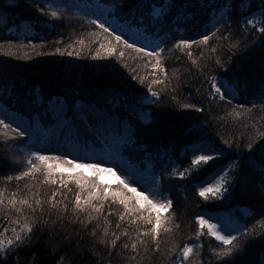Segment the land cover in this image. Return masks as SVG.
Masks as SVG:
<instances>
[{"label":"trees","instance_id":"trees-1","mask_svg":"<svg viewBox=\"0 0 264 264\" xmlns=\"http://www.w3.org/2000/svg\"><path fill=\"white\" fill-rule=\"evenodd\" d=\"M41 8L61 15L51 17ZM262 8L264 0H0V119L26 132L24 137L0 139V177L19 171L25 154L34 150L97 162L114 149L117 159L150 190L173 201L163 214L171 217L172 232L161 233L160 252L151 243L146 251L140 246L138 254L123 249L120 242L112 249L100 243L102 228L92 233L97 223L103 226V218L84 226L68 214L55 226L49 222L34 229L24 245L0 253V264H168L170 258L162 253L185 242L196 243L185 264H264V165L259 152L250 156L245 147L249 140L254 147L264 144V137L257 135L264 133L260 108L264 105V34L258 31L260 25L245 23L252 19L250 13L259 19ZM97 17L122 31L130 42L135 39L139 47L163 49L162 62L170 80L167 86L153 85L160 96L147 92L151 74L155 71L156 79L163 76L148 66L146 57L125 51L119 59L103 50L93 55L101 43H107V37L97 38L95 26L88 23ZM200 35H209V40L200 42ZM180 39L197 43L181 51L173 47ZM74 51L80 54L69 55ZM212 78L225 80L232 95L224 99L209 95L215 91L210 89ZM55 97L71 103L68 120L64 106L51 103ZM133 104L137 116L151 118L137 122L141 131L135 146L125 148L113 129L116 117ZM92 109L110 110L111 125L101 127L95 120L85 125L75 118ZM119 127L122 135L123 123ZM202 141L222 155L193 166V149ZM13 156L20 158L19 163L13 162ZM233 159L245 164L240 179L234 180L237 173L230 171L225 191L201 197L199 188ZM179 171H185V176L170 175ZM42 180L38 176L33 182ZM29 182L20 181V187ZM4 186L0 180V187ZM16 186L15 180L7 183L9 192ZM39 190L41 195L50 194L51 186L41 185ZM112 207L122 210L119 204ZM211 211L239 224L240 248L231 256L218 255L226 246L206 230L197 235L195 217ZM52 215L56 219L55 211ZM108 219L114 229L118 216L108 213ZM5 226L11 237V226L0 214V232Z\"/></svg>","mask_w":264,"mask_h":264},{"label":"snow or ice","instance_id":"snow-or-ice-1","mask_svg":"<svg viewBox=\"0 0 264 264\" xmlns=\"http://www.w3.org/2000/svg\"><path fill=\"white\" fill-rule=\"evenodd\" d=\"M39 11L45 13L43 8ZM45 14L56 18L60 17L61 12L50 10ZM157 14H159V10H157ZM250 14L252 19H246V25L253 27L260 25L258 31L264 34V8L260 10L259 19L255 13ZM88 23L95 26L94 35L97 38L100 36L107 37V43H101L93 55L99 56L100 50H103L106 55L117 56L119 59L124 58L125 51L146 57L148 66L158 69L163 76V79H156L157 73L154 71L151 74L154 78L148 84L147 92L151 93L152 97L160 96L161 92L154 90L153 85L164 84L167 86V82L170 80L162 62L161 53L163 49L159 45L152 51H149L147 46L139 47L135 39L130 42L129 39L125 38L122 31L118 32L115 27L100 17L89 19ZM208 40L209 35H200V42H207ZM196 43L195 40L180 39L173 47L184 51ZM56 50L60 51L59 49ZM79 54V51L69 52V55ZM188 55H192L191 51H188ZM125 66L127 67V64ZM140 83H144L143 78L140 79ZM210 89L215 91H210L209 95L220 99H224L230 94L225 91L223 85L218 84L215 78L211 79ZM154 102L158 103L159 101ZM51 103H59L64 106V118L68 120L67 113L72 110L71 103L64 97H55ZM180 106L194 109L197 107L195 104H181ZM260 108L264 111V105H261ZM236 115H241V113L237 112ZM75 118L85 125L95 120L101 127L106 124L110 126L113 120L110 110L100 113L94 109L77 113ZM150 118L148 115L137 116L136 106L134 104L129 105L121 116L116 117L117 127L113 129V135L119 137L121 146L125 148L135 146L141 131L140 128L136 127L137 122ZM121 123L125 128L122 135L119 127ZM92 126L95 127V124ZM87 130L85 128V132ZM25 135L26 132L22 131L20 127H13L11 123H6L4 119H0V139H15ZM257 135L264 137V133ZM225 143L230 144L229 141H225ZM245 147L250 150V156L259 152L262 157L261 164L264 165V144H257L254 147L252 140H249ZM197 152L201 154H196ZM220 155L222 152L217 148H195L193 149L191 165H205ZM12 160L14 163H19L20 158L13 156ZM244 166L242 161L230 160L225 169H222L221 174L217 175L214 183L199 188V195L204 198L220 195L222 191L226 190L224 185L230 171L237 173L234 180L240 179L239 173ZM261 172L264 174V167L261 168ZM185 174V171H179L170 175L183 177ZM38 176L43 177L42 182L34 183L33 181H36ZM106 177L111 179H106ZM25 179L30 182L21 188L19 182ZM0 180L5 184L4 187H0V214L3 215L4 220L8 221L12 233L11 237L6 235L9 231L8 226H5L3 232H0V253L8 251L9 248L17 244L24 245L31 240L34 229L42 228L49 222L55 226L57 220L62 222V219L68 214H70L69 218L75 217L84 226L103 218V226L97 223L92 230L93 235H95L96 229L102 228L103 235L100 237V243L115 249L120 242L123 249H130L132 253L136 254H138L140 246H144L146 251L149 243L153 245L154 251L160 252L161 233L170 234L172 232V219L163 214L170 211L173 201L168 197L161 198L162 194L158 190L145 188L135 178L129 179L124 175V170L118 171L115 166H106L103 161L86 162L70 153L58 154L55 151L34 150L25 154L23 166L19 171L4 175L0 177ZM13 180L17 182V186L9 192L7 183ZM41 185H50V194L41 195L39 190ZM115 204L121 205L122 210L116 211L112 207ZM106 205L108 206L107 212H105ZM54 211L56 219H53ZM108 213L118 216L114 229H111ZM195 220L199 225L197 235L206 230L208 235L215 237L217 241L226 246L220 249L218 255L231 256L235 250L240 248V244L237 242L241 237L240 232L237 231L235 236L230 233L225 234L222 230L223 225L213 223L202 215H197ZM247 234L248 229L245 228L244 235ZM192 251L193 244L185 242L182 247L177 244L175 247L167 248L162 255L167 254L170 258L168 264H185ZM135 258V256L132 257V259Z\"/></svg>","mask_w":264,"mask_h":264},{"label":"rangeland","instance_id":"rangeland-1","mask_svg":"<svg viewBox=\"0 0 264 264\" xmlns=\"http://www.w3.org/2000/svg\"><path fill=\"white\" fill-rule=\"evenodd\" d=\"M218 82V84L223 85L224 89L226 92L230 93L227 96H231L232 95V90L229 88L228 84L226 83L225 80L223 79H217L216 80ZM197 148H210L209 145L205 142H200L198 144ZM196 154H201L200 152H197ZM99 161H103L106 166H115L117 168V170H124V175H126L129 179L131 178H135L136 180L139 181V183L141 185H143L145 188L149 189V186L147 187V183L140 177H138L136 174V172L131 171L127 166H125L123 163H121L118 159H117V151L116 150H112L110 152H105L103 156L99 157L97 159V162ZM87 162V161H86ZM219 173H217L216 175H214L210 180H208L207 182H205L202 186H206L209 183H214L217 175ZM106 179H111L110 177H106ZM114 183V182H113ZM201 186V187H202ZM223 213H217V212H203L201 215L205 217V219H210L213 223H216L218 225H223L222 230L224 231L225 234H232L233 236L236 235L237 231H240V227L239 224L237 222L235 223H228V219L227 218H223ZM193 244V248L195 247L196 243H192ZM193 252V251H192Z\"/></svg>","mask_w":264,"mask_h":264}]
</instances>
